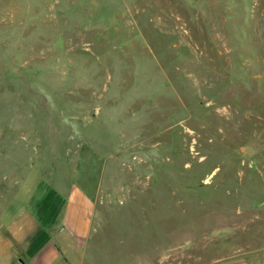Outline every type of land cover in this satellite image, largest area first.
I'll return each instance as SVG.
<instances>
[{
	"label": "rangeland",
	"instance_id": "obj_1",
	"mask_svg": "<svg viewBox=\"0 0 264 264\" xmlns=\"http://www.w3.org/2000/svg\"><path fill=\"white\" fill-rule=\"evenodd\" d=\"M62 173L88 264H264V0H0V219Z\"/></svg>",
	"mask_w": 264,
	"mask_h": 264
},
{
	"label": "crops",
	"instance_id": "obj_2",
	"mask_svg": "<svg viewBox=\"0 0 264 264\" xmlns=\"http://www.w3.org/2000/svg\"><path fill=\"white\" fill-rule=\"evenodd\" d=\"M53 184L32 179L15 198L0 222V264H88L97 190L66 179ZM41 183L42 185H39ZM46 183V182H45ZM21 200V201H19ZM11 205V204H10ZM30 207V208H29ZM12 213V214H11Z\"/></svg>",
	"mask_w": 264,
	"mask_h": 264
},
{
	"label": "water",
	"instance_id": "obj_3",
	"mask_svg": "<svg viewBox=\"0 0 264 264\" xmlns=\"http://www.w3.org/2000/svg\"><path fill=\"white\" fill-rule=\"evenodd\" d=\"M17 263L18 264H26L22 258L18 259Z\"/></svg>",
	"mask_w": 264,
	"mask_h": 264
}]
</instances>
